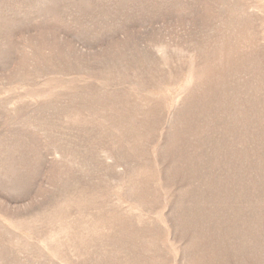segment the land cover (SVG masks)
I'll list each match as a JSON object with an SVG mask.
<instances>
[{
	"label": "rangeland",
	"instance_id": "rangeland-1",
	"mask_svg": "<svg viewBox=\"0 0 264 264\" xmlns=\"http://www.w3.org/2000/svg\"><path fill=\"white\" fill-rule=\"evenodd\" d=\"M0 264H264V0H0Z\"/></svg>",
	"mask_w": 264,
	"mask_h": 264
}]
</instances>
